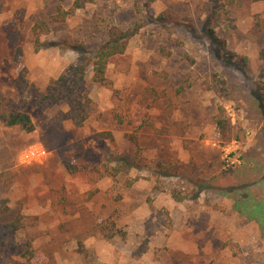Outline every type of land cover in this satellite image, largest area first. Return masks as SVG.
<instances>
[{
  "label": "rangeland",
  "instance_id": "1",
  "mask_svg": "<svg viewBox=\"0 0 264 264\" xmlns=\"http://www.w3.org/2000/svg\"><path fill=\"white\" fill-rule=\"evenodd\" d=\"M74 2L0 0V109L35 125L0 127V264H264V1ZM114 26L134 35L108 86L88 61L66 96L73 46Z\"/></svg>",
  "mask_w": 264,
  "mask_h": 264
},
{
  "label": "trees",
  "instance_id": "2",
  "mask_svg": "<svg viewBox=\"0 0 264 264\" xmlns=\"http://www.w3.org/2000/svg\"><path fill=\"white\" fill-rule=\"evenodd\" d=\"M63 1V0H62ZM95 0H75L74 6L76 9H79L83 7L87 3H92ZM154 1V0H149ZM255 1H264V0H255ZM69 14V13H68ZM61 20L65 18L67 15L66 12L61 11ZM41 27L35 26L33 36H35V42L37 45H40V39L38 36V32L36 29H40ZM134 33L131 30H123L119 27H111V29L108 32L109 39L105 44H103L96 53H94L93 57L87 58L84 53V47L81 45L73 46L76 50L80 51L82 54L80 56V64H72L67 72L62 75L58 82L61 84V88L66 90V96L71 97L73 91L70 89L71 84L78 85V89L82 90V93L85 92V95L87 94V88L85 85V79L87 74V64L88 61L91 62L93 66V77L92 81L96 84L102 85V86H108L109 81L107 78V69L109 66V63L112 61V59L118 55H122L126 52L130 39ZM90 64V63H89ZM1 125H4L6 127H21L24 131L31 133L35 130V125L32 121V118L29 114L21 111L11 110L9 108L0 109V127ZM216 125L219 129L220 135L223 138V142H229L232 139L231 136V126L230 123L227 121V119L217 117L216 119ZM101 138L113 140V136L111 132H103L101 133ZM132 142L134 139H132ZM130 160L127 157H123V161L117 162L116 167V173H119V171H126L129 169ZM255 201H252V205H254L253 210L256 211L258 209L257 203H253ZM245 206V203H242ZM251 214V213H250ZM258 214V215H257ZM262 213H256L255 215H250V218L260 222L264 220V217L260 215ZM260 215V217H259ZM22 216L16 215L13 217H6V228L1 233V236H13L17 234L19 231H21L25 224L23 223ZM116 236L115 234L112 235ZM0 240L2 241L0 250L3 249V247L6 245V241L0 237Z\"/></svg>",
  "mask_w": 264,
  "mask_h": 264
},
{
  "label": "built area",
  "instance_id": "3",
  "mask_svg": "<svg viewBox=\"0 0 264 264\" xmlns=\"http://www.w3.org/2000/svg\"><path fill=\"white\" fill-rule=\"evenodd\" d=\"M47 155V151L43 148H30L25 154L24 158H26L27 163L41 162L42 159L47 157Z\"/></svg>",
  "mask_w": 264,
  "mask_h": 264
}]
</instances>
